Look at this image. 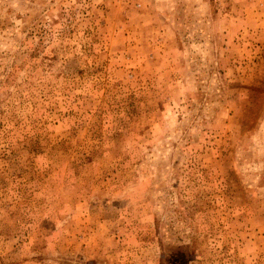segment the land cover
I'll list each match as a JSON object with an SVG mask.
<instances>
[{
  "label": "rangeland",
  "instance_id": "374dc122",
  "mask_svg": "<svg viewBox=\"0 0 264 264\" xmlns=\"http://www.w3.org/2000/svg\"><path fill=\"white\" fill-rule=\"evenodd\" d=\"M0 264H264V0H0Z\"/></svg>",
  "mask_w": 264,
  "mask_h": 264
}]
</instances>
